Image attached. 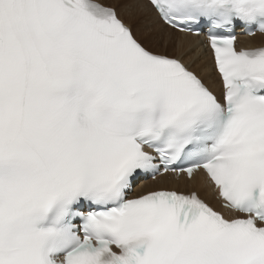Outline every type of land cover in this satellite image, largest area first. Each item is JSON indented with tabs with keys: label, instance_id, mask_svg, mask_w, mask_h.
<instances>
[{
	"label": "snow or ice",
	"instance_id": "1",
	"mask_svg": "<svg viewBox=\"0 0 264 264\" xmlns=\"http://www.w3.org/2000/svg\"><path fill=\"white\" fill-rule=\"evenodd\" d=\"M0 264H264V0H0Z\"/></svg>",
	"mask_w": 264,
	"mask_h": 264
}]
</instances>
